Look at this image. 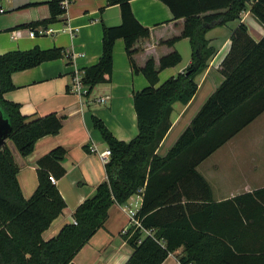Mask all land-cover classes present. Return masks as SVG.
Here are the masks:
<instances>
[{
	"label": "trees",
	"instance_id": "trees-1",
	"mask_svg": "<svg viewBox=\"0 0 264 264\" xmlns=\"http://www.w3.org/2000/svg\"><path fill=\"white\" fill-rule=\"evenodd\" d=\"M130 1L106 0L107 6L119 5L121 22L103 24L101 56L82 71L86 95L96 85L110 82L115 40L124 41L132 71L147 81L143 89L133 93L138 133L129 141L119 140L100 118L92 117L93 127L111 151L105 163L107 177L96 186L93 196L73 211L76 224L65 223L48 239L43 233L66 207L51 180H59L66 172L62 165L66 149L56 146L37 160L38 184L26 199L18 183L14 156L6 143L0 145V264H74L79 250L103 227L112 204H123L139 192L142 201L136 218L140 227L129 226L122 233L132 248L124 264H161L179 248H183L179 257L182 264H246L247 257L236 241L219 230L218 219L239 213L237 206H243L244 213L248 198L264 210V188L213 202L211 188L196 167L264 112V36L254 41L244 23L235 28L220 63L223 81L168 152L160 156L156 150L171 127L172 104H186L197 92L194 77L214 52L205 38L207 30L238 19L250 2L252 14L264 25V0H160L173 19L184 20L180 34L162 42L172 46L188 38L191 62L184 73L158 86L159 72L180 63L181 55L173 50L157 63L154 58H148L141 67L135 63V44L150 36V28L135 18ZM62 2L46 1L49 17L26 26L45 27L56 22L65 12ZM65 55L60 47L0 54V111L11 125L8 139L23 157L41 137L58 134L62 118L56 113L27 116L19 103L5 99L4 94L15 88L11 75ZM240 226L244 231L245 225L240 222ZM143 229H150L152 234H145Z\"/></svg>",
	"mask_w": 264,
	"mask_h": 264
},
{
	"label": "crops",
	"instance_id": "crops-1",
	"mask_svg": "<svg viewBox=\"0 0 264 264\" xmlns=\"http://www.w3.org/2000/svg\"><path fill=\"white\" fill-rule=\"evenodd\" d=\"M48 0H1L0 8V54L11 50H28L33 47L65 49L62 58L43 62L35 67L13 72V90L4 94L5 99L20 104V110L27 116H43L56 113L62 118L58 134L41 137L34 144L32 152L21 156L14 144L7 138L19 170L18 183L24 198L28 199L37 187V160L56 146L66 149L62 162L66 172L55 181L66 202L62 213L56 217L43 233L48 239L60 228L72 221L75 208L85 199L93 196L96 186L106 179L105 160L98 153L108 149L99 131L92 125V117L100 118L119 140L129 141L138 133L133 93L143 89L147 81L142 74L132 71L125 53L124 41L115 40L113 47V68L110 82L96 85L89 95L79 97L71 91L72 75L77 70L95 64L101 56L102 26L118 25L121 22L119 5H106V0H67L66 11L54 23L47 25L52 33L30 37L29 23L49 17ZM131 10L143 26L150 28L148 38L139 39L133 55L135 63L143 66L148 58L158 59L173 50L181 55L176 66L167 67L158 74V85L166 79L184 73L191 62V48L188 38L176 41L172 46L162 41L179 35L184 20L173 19L169 8L160 0H131ZM251 2L239 18L207 30L205 38L214 49L206 67L194 77L197 92L183 104H172L171 127L159 144L156 153L164 156L189 125L208 97L223 81L220 63L227 53L230 37L235 28L244 23L254 41L264 36V25L252 14ZM71 26L73 32L62 30ZM20 30V36L12 38L10 31ZM73 57V58H72ZM201 89L204 95H200ZM105 98L104 102L99 99ZM194 105V107H192ZM249 128V134L256 133V147L243 146L238 136ZM229 147H225L228 146ZM94 147L97 152H91ZM196 170L211 188L212 201L221 202L235 196L264 188V112L238 132L224 145L204 159ZM141 192L132 195L123 204L114 203L108 210V217L102 228L97 230L73 259L74 264H124L132 248L123 239L129 227V217L124 205L141 204ZM238 212L219 218V230L236 241L240 252L246 255V264H264V210L249 198ZM224 224H222V223ZM240 222L245 225L241 230ZM240 235V237H238ZM183 248L170 253L161 264H182L179 260ZM238 253V252H237Z\"/></svg>",
	"mask_w": 264,
	"mask_h": 264
},
{
	"label": "built area",
	"instance_id": "built-area-1",
	"mask_svg": "<svg viewBox=\"0 0 264 264\" xmlns=\"http://www.w3.org/2000/svg\"><path fill=\"white\" fill-rule=\"evenodd\" d=\"M63 6L65 8L66 11V7H67V0H63ZM0 12H3V10L0 8ZM62 30H67L68 32H73V28L69 25H64V27H62ZM53 29L48 27V26H38L35 28H29L28 34L30 37H34L36 35H45V34H49L52 33ZM10 35L12 38H17L20 36V30H12L10 31ZM73 58V57H72ZM72 82H71V91H73L74 93H76L79 97H83L84 95H86V86L83 83V71L82 70H77L74 72V74L71 77ZM101 102L105 101V98L101 97L99 99ZM91 152H97L96 149L94 147L90 148ZM98 155H100V157L102 159H106L107 157H110L111 155V151L109 149H106L100 153H98ZM51 180L53 182H55L54 178L51 177ZM140 204H138L137 202L131 204L130 206L124 205L123 210L127 213L128 217H129V224L130 226H136V227H140V223L136 218V212L139 208ZM72 223L76 224V220L72 219ZM143 232L145 234H152V231L150 229H143Z\"/></svg>",
	"mask_w": 264,
	"mask_h": 264
},
{
	"label": "rangeland",
	"instance_id": "rangeland-1",
	"mask_svg": "<svg viewBox=\"0 0 264 264\" xmlns=\"http://www.w3.org/2000/svg\"><path fill=\"white\" fill-rule=\"evenodd\" d=\"M0 15H2V13H0ZM200 95H204V90L201 89ZM194 107V105L192 106ZM249 128H246L245 130H243L242 134H240V136H238L239 140L243 139V141H241L243 143V146H245V144L247 143V146L245 147H256L257 146V142L258 140L255 139V137L257 136L256 133H250L249 134ZM230 144L228 146L225 147H229ZM130 226V224H129Z\"/></svg>",
	"mask_w": 264,
	"mask_h": 264
},
{
	"label": "water",
	"instance_id": "water-1",
	"mask_svg": "<svg viewBox=\"0 0 264 264\" xmlns=\"http://www.w3.org/2000/svg\"><path fill=\"white\" fill-rule=\"evenodd\" d=\"M11 128L8 117L0 111V145H3L8 138V133Z\"/></svg>",
	"mask_w": 264,
	"mask_h": 264
}]
</instances>
